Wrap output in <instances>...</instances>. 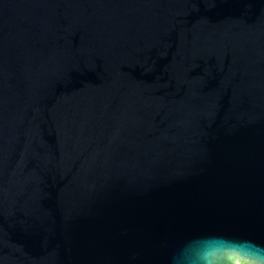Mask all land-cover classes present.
Returning a JSON list of instances; mask_svg holds the SVG:
<instances>
[{
  "label": "water",
  "instance_id": "water-1",
  "mask_svg": "<svg viewBox=\"0 0 264 264\" xmlns=\"http://www.w3.org/2000/svg\"><path fill=\"white\" fill-rule=\"evenodd\" d=\"M259 249L264 0H0V264Z\"/></svg>",
  "mask_w": 264,
  "mask_h": 264
},
{
  "label": "clouds",
  "instance_id": "clouds-1",
  "mask_svg": "<svg viewBox=\"0 0 264 264\" xmlns=\"http://www.w3.org/2000/svg\"><path fill=\"white\" fill-rule=\"evenodd\" d=\"M192 264H211V262L204 257H198L192 261ZM229 264H264V249H259L250 256H245L237 251Z\"/></svg>",
  "mask_w": 264,
  "mask_h": 264
}]
</instances>
